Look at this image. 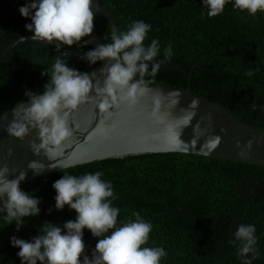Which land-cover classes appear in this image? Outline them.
Listing matches in <instances>:
<instances>
[{
    "label": "trees",
    "instance_id": "16d2710c",
    "mask_svg": "<svg viewBox=\"0 0 264 264\" xmlns=\"http://www.w3.org/2000/svg\"><path fill=\"white\" fill-rule=\"evenodd\" d=\"M175 1L168 4L163 0H139L138 4L124 3L121 9L116 7L117 2L109 4L116 7L110 11L119 31L126 30L133 21L143 20L152 25L145 43L153 38L160 42V55L155 59L161 62V68L154 77L145 76L144 80L181 89L191 85L194 94L264 130V12L248 15L234 9L229 0L223 13L208 17L203 2L185 5L186 0ZM25 3L23 0L18 7L15 5L14 13L19 19L17 24L28 32L25 25L30 19L19 13ZM97 13L94 11V22L99 36L108 43L110 26ZM4 25L1 20L0 42L4 41L0 52L10 42L1 34ZM16 37H11V41ZM29 43H17L0 61V114L26 101L27 90L42 92L48 76L41 73L58 56L81 71L96 72L100 67V62L90 65L81 58L93 48L89 44L78 48L83 50L79 51L80 58L47 52V58L38 63L40 54L34 55L38 59L33 61L24 52H36ZM187 43L196 52L183 51ZM169 48L171 55L166 56ZM95 171H101L102 179L113 185V204L121 209L118 226L135 219L137 213L151 223L146 246L165 249L167 256L161 264H242L233 235L240 223L255 225L259 248L255 245L256 253L248 255H254L252 264H264V166L185 152L92 161L22 185L24 191L41 200V214L25 218V224L17 231L15 223L8 225L0 213V264H20L16 255L19 249L10 244L11 236L30 240L44 223L62 226L75 219L77 213L67 206L62 211L54 208L56 191L52 185L56 180L64 174L79 176ZM84 232L86 252L91 255L98 238L88 229Z\"/></svg>",
    "mask_w": 264,
    "mask_h": 264
},
{
    "label": "clouds",
    "instance_id": "9594fccd",
    "mask_svg": "<svg viewBox=\"0 0 264 264\" xmlns=\"http://www.w3.org/2000/svg\"><path fill=\"white\" fill-rule=\"evenodd\" d=\"M227 3L229 0H203L208 17L223 13ZM232 7L254 16L264 12V0H232ZM19 13L30 19L25 28L32 40L54 43L57 50L90 37L95 27L93 0H26ZM151 29L152 25L143 20L133 21L126 30L113 31L110 42L98 44L81 55L90 65L106 62L102 87L95 71L72 68L58 56L41 73L48 76L43 91L27 90V102L13 108L6 127L8 134L23 140L36 130L39 142H30L33 152L53 158L73 135L68 116L82 102L96 99L98 108L105 113L119 102L136 104L147 91L142 87L144 77H154L161 68V62L155 59L161 51L159 40L153 38L145 43ZM165 55H171L170 48ZM28 167L40 169L35 161ZM102 176L101 171L79 176L64 174L53 183L55 210L62 211L67 206L77 215L62 226L44 223L30 240L11 236L10 244L19 249L16 255L20 264H161L167 256L165 249L146 246L151 223L137 213L135 219L118 226L121 209L113 204L116 197L111 181ZM26 178V170L13 175L7 165L0 167V213L8 225L15 223L17 231L25 224V218L41 214V200L20 186ZM85 229L98 238L91 255L86 252ZM233 235L238 258L242 264H252L254 255L248 254L256 253L255 225L240 223Z\"/></svg>",
    "mask_w": 264,
    "mask_h": 264
},
{
    "label": "water",
    "instance_id": "95a60500",
    "mask_svg": "<svg viewBox=\"0 0 264 264\" xmlns=\"http://www.w3.org/2000/svg\"><path fill=\"white\" fill-rule=\"evenodd\" d=\"M93 9L107 21L111 33L119 30L106 7L93 0ZM23 39L18 38L6 47L0 61ZM101 43L104 42L95 25L92 35L79 45L89 44L94 48ZM104 63L100 62L96 71L101 87L106 76ZM144 81L142 87L147 91L134 105L119 102L105 113L98 108L96 99L82 102L68 116L73 135L53 158L33 152L30 142H39L36 130L23 140L8 134L6 127L18 104L7 109L0 114V167L7 165L13 175L26 170L27 178L22 186L79 164L152 153L185 152L264 166V130L241 121L222 105L194 94L191 85L181 89ZM34 161L40 168L38 171L28 167ZM256 246L259 248L257 241Z\"/></svg>",
    "mask_w": 264,
    "mask_h": 264
},
{
    "label": "flooded vegetation",
    "instance_id": "af4514ba",
    "mask_svg": "<svg viewBox=\"0 0 264 264\" xmlns=\"http://www.w3.org/2000/svg\"><path fill=\"white\" fill-rule=\"evenodd\" d=\"M22 1L23 0H0V10H1L0 11V21L1 20L5 21L4 29H3V32L1 34L2 35L4 34L7 37V39L10 41L8 43V45H6V47H8L13 41L17 40L18 38H21L24 36H31V33L23 32L24 28H20V25L17 24L19 22V19H18L17 15L14 13L15 12L14 6L17 5V7H18ZM95 1L98 2L99 4L103 5L104 7H106L110 13H111L110 9L114 10L116 7L121 9V6H123L124 3H128V5L133 4V3H136V4L139 3V0L138 1H136V0H122V1H120V0L119 1L118 0H95ZM163 1L165 3H168V4H175L174 2H177L175 0H163ZM186 1L187 2H185V5L186 4L189 5V2H191V3L194 2V4H196V3L200 4L201 2H203V0H186ZM111 2H113V3L117 2L116 7H113V6L110 7L109 4ZM93 11H96V10L93 9ZM97 15H99V18L102 17L99 12L97 13ZM13 16L16 17L15 20H11V18ZM118 27H119V25H118ZM14 35H16L17 37L11 41V37H13ZM3 41H4V39H2L1 42H3ZM22 41H29L30 42L29 44L31 46H34L33 48H35L36 52H31L30 55L26 51H24L26 56H28L31 60L37 61L38 57H34V55H37V53L40 54L42 59L40 61H38V63H41L42 60H45L47 58V54H46L47 52H49V53H55L56 52L60 55L66 54V55L74 56L76 58H80L79 51L80 52L83 51L82 49L78 50V48L80 46H83V45H79L80 42L78 44H74L72 46L65 45L60 50H57L56 48L55 49L48 48L46 46L47 43H44L42 41H36V40H32V39H23V40H20L19 42H22ZM51 45H53V44H51ZM53 46H55V45H53ZM6 47L4 46V48L2 49L0 54L4 51V49ZM182 50L188 51V52H196L197 49L194 46H191L190 43H187L186 46H183ZM9 52H8V54H9ZM21 62H24V60L21 59Z\"/></svg>",
    "mask_w": 264,
    "mask_h": 264
},
{
    "label": "bare ground",
    "instance_id": "6f19581e",
    "mask_svg": "<svg viewBox=\"0 0 264 264\" xmlns=\"http://www.w3.org/2000/svg\"><path fill=\"white\" fill-rule=\"evenodd\" d=\"M10 3V2H9Z\"/></svg>",
    "mask_w": 264,
    "mask_h": 264
}]
</instances>
